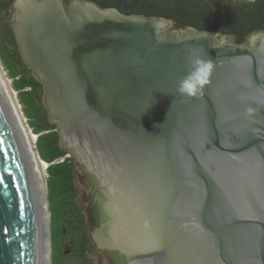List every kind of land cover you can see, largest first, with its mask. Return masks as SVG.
<instances>
[{
    "label": "water",
    "instance_id": "1",
    "mask_svg": "<svg viewBox=\"0 0 264 264\" xmlns=\"http://www.w3.org/2000/svg\"><path fill=\"white\" fill-rule=\"evenodd\" d=\"M165 24L88 1L14 2L50 121L105 186L96 244L132 264H264V32L234 44ZM18 136L0 92V264H41Z\"/></svg>",
    "mask_w": 264,
    "mask_h": 264
},
{
    "label": "trees",
    "instance_id": "2",
    "mask_svg": "<svg viewBox=\"0 0 264 264\" xmlns=\"http://www.w3.org/2000/svg\"><path fill=\"white\" fill-rule=\"evenodd\" d=\"M81 1L91 2L100 9L113 7L125 14L159 18L169 24L172 32H211L216 39L227 38L234 44L248 42L254 33L264 32V0ZM14 2L0 0V59L11 78L28 127L36 134L35 147L40 159L47 163L46 195L51 200L48 209L49 206L53 209L50 223L59 219V215L64 219L58 230L63 240L57 252L52 249L51 260L56 259L58 264H96L94 259H104L111 264L91 236L92 212L79 199V162L67 150L58 124L50 121L45 84L20 54L13 32ZM100 217L102 222L107 221L106 215ZM53 242L51 232L50 246ZM68 249H71L69 253Z\"/></svg>",
    "mask_w": 264,
    "mask_h": 264
},
{
    "label": "rangeland",
    "instance_id": "3",
    "mask_svg": "<svg viewBox=\"0 0 264 264\" xmlns=\"http://www.w3.org/2000/svg\"><path fill=\"white\" fill-rule=\"evenodd\" d=\"M162 33L170 34V33H176V32H172L170 27H169V24L166 23L165 26L162 28ZM214 39L218 40V39H216V37ZM0 73H1L2 78L4 79V81L7 85V88L9 89V92L11 93V97L13 99V102L16 105V108L19 111V114H20L21 119L23 121V125L26 129L27 135L31 140L32 147L34 149L36 158L38 160V161L37 160L36 161L38 162V164L41 167L42 177H43L44 184H45V193H47V187H46L47 164L43 160L40 159L38 151L36 150V147H35L36 134H34L31 131V129L28 127V124L26 122V118L24 117L21 105H20L19 100L17 98V93L12 87L11 78H9L6 69L4 68V66L2 64L1 59H0ZM78 162L79 163L77 165V180H78V188H79V199L81 200V202L83 204L84 203L86 204L85 205L86 208H89V206L92 207V210H91L92 215H91V219H90L91 220L90 221V232L92 233L98 227V225L100 223V216H101L102 206H103V202H104V193L99 190V187H96V185H95L96 181H94L93 177L90 175L91 172H89L85 169L83 163H81L80 161H78ZM46 198H47V195H46ZM50 201L51 200L49 197V200H47V203L49 204ZM52 210L53 209L49 206V209H48L49 214ZM63 222H64V219L61 217V215H59V219H57V220L53 219L52 223H50V220L48 222L49 236H51V232H52L53 233V240H54L53 246H52V244H51V246H49V253H48V256H50L49 257L50 258L49 264H58L56 259L53 261L51 260V255H52L51 253H52V249L53 250L55 249L56 252L58 251V246L61 245V242L63 240V238L60 237V234L58 235V230H59L60 226L64 224ZM56 231H57V236L55 234ZM98 248L103 249L102 247H99V246H98ZM107 256L110 257V254L105 252V257H107ZM108 257H107V259H108ZM93 262H96V264H106L107 263V261L104 259L99 260V261L94 259ZM108 262H109V260H108ZM107 264H109V263H107Z\"/></svg>",
    "mask_w": 264,
    "mask_h": 264
},
{
    "label": "bare ground",
    "instance_id": "4",
    "mask_svg": "<svg viewBox=\"0 0 264 264\" xmlns=\"http://www.w3.org/2000/svg\"><path fill=\"white\" fill-rule=\"evenodd\" d=\"M0 92L4 104L8 110L9 118L11 123L14 126V129L17 133L18 140L23 149L26 161L28 163L34 187L38 197V217L41 226V264H49L50 256L49 246H50V236L48 231V222H49V212H48V203L45 193V184L42 177L41 167L38 164L34 149L30 138L27 135L26 129L23 125V121L19 114L18 109L16 108L15 103L11 97V93L7 88V85L2 78L0 73ZM37 160V161H36ZM44 163V162H43Z\"/></svg>",
    "mask_w": 264,
    "mask_h": 264
},
{
    "label": "flooded vegetation",
    "instance_id": "5",
    "mask_svg": "<svg viewBox=\"0 0 264 264\" xmlns=\"http://www.w3.org/2000/svg\"><path fill=\"white\" fill-rule=\"evenodd\" d=\"M217 41H219V40H217ZM253 164L254 165L259 164L257 159H256V157H254L253 160H252V165ZM93 177L95 178L94 181H96V183H95L96 187H99V190L103 192V190L105 189V186L101 185L100 182L98 181V179L94 175H93ZM104 200L105 201L103 202V205H104V208H105V202L107 201V199L105 198ZM89 209L92 210V207H89ZM108 217H109V220H110V216L109 215H108ZM107 232H108V230H107ZM94 242L96 243V240H94ZM70 250L71 249H68L67 253H69ZM102 250H103L104 253L107 252L108 254H110L109 261H110L111 264H132V261L129 260L127 254L121 252L119 249L103 248ZM67 253H66V256H70V254H67Z\"/></svg>",
    "mask_w": 264,
    "mask_h": 264
}]
</instances>
